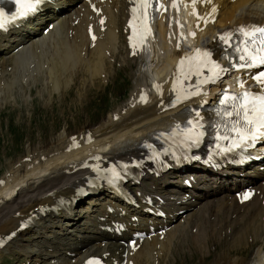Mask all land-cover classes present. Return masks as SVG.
<instances>
[{
  "label": "bare ground",
  "instance_id": "bare-ground-1",
  "mask_svg": "<svg viewBox=\"0 0 264 264\" xmlns=\"http://www.w3.org/2000/svg\"><path fill=\"white\" fill-rule=\"evenodd\" d=\"M216 1L219 6L218 17L203 32L208 41L225 26L247 21L264 22V0ZM128 4V0L100 3L102 11L95 14L83 3V9L76 8L73 12L65 11L62 15L50 17L49 21H55V25L47 34L42 33L43 16H37L33 22L1 35L0 104L5 95L23 92L24 83L28 85L30 81H39L41 90L47 88L49 92L54 91L60 95H64L76 80H80L77 84L80 93L87 91L86 85L104 82L110 77L118 47L126 48L120 37L128 14ZM50 9L55 11L52 7ZM59 10L64 11L61 8ZM102 14L104 21L99 23L98 16ZM90 23L96 33L94 41L88 36ZM157 26L158 39L149 51L152 53L151 63L155 65L150 67V72L138 67L135 85L125 103L92 126H85L76 132H69L65 128L56 140L47 145H29L24 156L13 163L8 173L2 177L0 236L3 237L16 228L25 217H38L33 225V232L42 241L33 239L36 241L23 249L27 256L33 255L36 260L48 261L49 264H78L89 253L109 252L106 256L108 259L114 257L121 261L123 251L128 248L127 259H131L132 264H163L172 255L175 242L181 238L188 247L192 242L191 247L196 248L194 250L204 252L202 249L210 246L214 236L216 241L221 240L217 238V234L221 232L222 237L232 241L230 250L243 249L249 245L250 239H255L254 244L259 248L251 261L242 258L228 262L214 261L210 264H264V169H260V165L252 169L236 167L220 171L200 164L187 166L186 172H193L196 178L192 188L182 185V175L185 176L186 173L182 174L179 168L163 173L157 178L163 184L158 189L163 195V206L167 212L163 218L148 215L142 203L140 206L128 205L119 196L110 193L94 212L83 217V231L78 230L80 235H76L74 227L68 229L65 224L69 219L73 221L78 202L76 188L84 184L90 173L88 168L80 167L84 162V148L102 161L142 157L144 154L148 155V150L140 147V144L148 139L153 140L162 128L173 125L176 120L174 114L182 106L166 107L165 97L170 91L172 72L169 73V70L173 69L180 50L174 47V40L165 37V24L158 20ZM199 38L197 36L193 41H198ZM125 51L126 56H129V50L126 48ZM26 52L31 55L29 63L32 62V65L19 59V55ZM145 55L140 50L134 52L132 58L140 63ZM120 56L123 60L127 59ZM152 78L161 81L164 97H159V92L150 90L147 101L143 103L137 96L142 86L148 85ZM209 96L211 92H201L198 98ZM86 132L93 135L90 143L77 149L68 148L69 142L74 138L82 142ZM37 175L40 178L32 181ZM143 176L145 180H150V184L142 182L136 185V191L142 194L152 189L156 179L148 172ZM27 178H30L28 182ZM17 185L20 188L15 190ZM23 185L25 186L21 189ZM247 185L258 191L249 200L239 203L233 195V189ZM103 192L105 191L93 194L101 196ZM2 193L8 199L2 197ZM75 197L76 200L73 201ZM62 198H69L70 201L60 204ZM109 207H113V210L109 211ZM80 212L81 210L78 214ZM183 212L185 214L181 217ZM133 215L139 217L138 222L131 219ZM113 220L126 221L130 229L119 235ZM227 222L230 227L223 230L226 234L223 236L221 228H225ZM151 224L155 225V232L145 236L139 247L134 242L124 245L123 240H127L133 230L146 228L149 231ZM54 225L65 229V232L54 233L50 228H54ZM159 225L169 226L163 235L157 231ZM47 230L52 234H46ZM210 230L215 233L212 238ZM21 234L18 230L12 239L0 247V254L4 249L17 245Z\"/></svg>",
  "mask_w": 264,
  "mask_h": 264
},
{
  "label": "rangeland",
  "instance_id": "rangeland-1",
  "mask_svg": "<svg viewBox=\"0 0 264 264\" xmlns=\"http://www.w3.org/2000/svg\"><path fill=\"white\" fill-rule=\"evenodd\" d=\"M119 50L123 52L121 46ZM119 56L118 54L117 59L120 62L113 63L110 77L107 78L109 80L86 85L85 93H80V88L77 89L80 80H76V83L72 84L64 95L54 93V91L49 92L47 88L41 90L39 81H30L28 85L24 84L23 92L16 91L14 95H5L0 104V177H3L6 172L8 173V169L13 166V163L24 156L29 145H47L52 140H56L65 128L69 132H76L85 126H92L116 107L125 103L124 100L131 93L130 90H133L139 68H146L150 71V67L155 64L149 60H146L147 63L143 61L138 64L131 60L122 61L123 58ZM37 177L40 178L37 175L32 178V181L34 178L38 179ZM26 181L28 182L29 178ZM24 186H21V189ZM7 197L6 199H8ZM103 199L105 197H92V194L83 197L77 203L78 211L81 209V214H83L79 221L81 222L84 214L97 207ZM227 223L225 228H221L222 232L230 227L229 222ZM65 224L70 225V223ZM81 224L79 223V225ZM50 228L53 229V227ZM53 230H58V226ZM48 231L46 233H50ZM56 232L54 231V233ZM212 234L215 233L210 230L211 238ZM225 235L224 232L223 236ZM33 238H35V233L31 227L19 236L21 239L19 243L28 247L36 240L42 241L39 237L34 241ZM217 238H221V240L216 241L214 236V243L212 242L208 248L202 249L204 252L199 249L194 250L196 248L191 247L192 242L188 247L184 239L181 238L175 242V247H172V255H169L163 264H210L214 261L228 262L242 258L251 261L255 258L254 254L259 248L254 244L255 239H250L249 245L243 249L230 250L232 241L229 238L222 237L221 232L217 234ZM6 250L0 256V264H47L41 260L35 261L33 256L23 255L17 247H13L10 252L8 249ZM229 253L232 254L229 255Z\"/></svg>",
  "mask_w": 264,
  "mask_h": 264
},
{
  "label": "snow or ice",
  "instance_id": "snow-or-ice-1",
  "mask_svg": "<svg viewBox=\"0 0 264 264\" xmlns=\"http://www.w3.org/2000/svg\"><path fill=\"white\" fill-rule=\"evenodd\" d=\"M17 4H19V10L16 16H13L11 19L15 20L17 16L24 17L34 12L39 4L43 2V0H16ZM197 0H192L193 5H195ZM203 2L211 3V0H203ZM151 6L149 0H136V6L132 8L133 12V21L141 19L139 15V9L143 7L144 13L142 17L143 23V32H150L151 29L148 27V12L147 9ZM161 8L164 5H160ZM173 7H178L173 2ZM216 12V8L213 7L212 12L209 13L211 16L212 13ZM198 15V14H197ZM8 20L4 17L3 11L0 10V29H4L7 26ZM103 23V20H101ZM182 26V25H181ZM133 31L135 34L136 28L135 24H133ZM236 31L242 34L243 39L241 40V44L243 47L237 46V51L243 52V55L239 56V60L245 61V63H241L238 66L241 68L244 67H253L257 65H264V26H240ZM195 35V33H193ZM233 33H225L221 39L226 43L230 44ZM95 39V36H93ZM143 39V36H141ZM188 61H197L199 65L204 67L210 66V71L212 72V76L206 79L201 80V83H207L209 79H215L220 72L224 71L219 64L211 60V53L204 51L201 52L197 49L194 57L190 58H182L179 62L178 68L180 72L183 73L184 65ZM199 75L200 72L198 71ZM255 79L258 82L264 83V72H260ZM179 83V81H178ZM241 88L244 87V83L241 82L239 85ZM159 87V85H157ZM183 91V90H181ZM200 89L197 87V90L194 92L188 93V95L177 96L176 102H180L181 99H187L190 95H199ZM142 99H146V97H142ZM221 104H232L234 110H229L223 112V115L226 117H233L234 115L237 119L233 122L231 127V132L235 133V136L232 137L233 140V148L241 147L245 142L255 141L258 136L264 135V92L262 93H252L244 91L240 95H229L225 94L222 98ZM198 115V113H197ZM191 127L184 130V135L187 137L189 141L196 142L203 135V125L198 121L193 124L192 121H189ZM236 137L239 139L237 140ZM221 139H228L227 136L221 137ZM118 175V173H116ZM252 193H245L242 197L243 200L250 199ZM88 264H101L98 259H93L88 262Z\"/></svg>",
  "mask_w": 264,
  "mask_h": 264
}]
</instances>
